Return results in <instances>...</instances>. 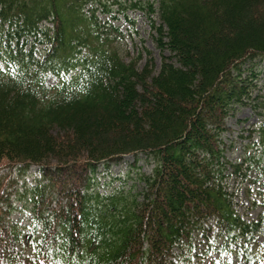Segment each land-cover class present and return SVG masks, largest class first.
I'll return each instance as SVG.
<instances>
[{"label":"trees","instance_id":"1","mask_svg":"<svg viewBox=\"0 0 264 264\" xmlns=\"http://www.w3.org/2000/svg\"><path fill=\"white\" fill-rule=\"evenodd\" d=\"M262 60L264 0H0V169L42 177L27 190L40 229L0 223V264H179L198 235L209 264H264V209L245 219L256 201L228 186L264 174ZM242 107L256 123L230 159ZM125 158L148 159L141 190L94 191Z\"/></svg>","mask_w":264,"mask_h":264},{"label":"rangeland","instance_id":"2","mask_svg":"<svg viewBox=\"0 0 264 264\" xmlns=\"http://www.w3.org/2000/svg\"><path fill=\"white\" fill-rule=\"evenodd\" d=\"M12 3H18L20 0H10ZM28 11V8L26 9ZM25 10V11H26ZM29 13V12H28ZM16 14V13H13ZM27 12L24 13V15ZM131 17L135 19V29L140 31L143 37L145 46L151 50L154 56L155 62L159 64V56L157 50L153 47L148 35L146 22L140 13H131ZM126 25H122L125 27ZM252 68L258 75V87L264 91V60L261 62H253ZM246 118L247 121L242 124H238V119ZM256 123V118L251 114V111L247 107H242L239 110L234 111L233 116L227 119V126L230 128V132H227L225 139L229 143L234 142V146L227 156L230 159H235L239 155L240 149V139L238 138L240 128L246 129L248 126ZM246 132V131H245ZM247 134V133H245ZM243 141H247L244 139ZM124 161L118 164L99 166L97 171L93 175V181L91 186L94 191H98L101 194H111L114 193H126L132 186L135 188L132 190L133 193L141 190L140 185L135 181L139 173H148L150 166L139 159L135 167H131V158H125ZM248 166L245 165L244 168ZM264 168V163L261 164ZM0 185L4 188L0 194V223L6 227L15 228L17 231L21 232L25 241L35 236L34 232L40 229L39 221L34 219L32 212V203H30L31 195L27 191L28 188L32 187L35 183L42 180L41 174L36 171V168L31 167L27 170H3L0 169ZM247 170V179L245 181L238 180V184H235L234 179H231L228 183L229 189L236 192V202L239 206L247 207L252 201H256L257 207L250 211H246L244 214L245 219L253 220L256 218L259 211L264 209L262 207L261 200L264 197V174L258 172L257 166L252 165V168ZM258 178L256 184H251L253 180ZM241 182V183H240ZM249 187V192H244V188ZM249 196L247 199V196ZM260 193V195H259ZM238 212L242 213V210L238 207ZM196 240V241H195ZM194 241L193 250L185 256H181L178 259L179 264H209L208 260L210 257L202 256V248L205 243L201 235H198ZM257 241L260 243L264 242V235L257 237ZM25 251V249H22ZM264 250V249H263ZM261 251L260 257H264V251ZM213 257V256H211ZM243 264V263H242ZM245 264H256L255 261Z\"/></svg>","mask_w":264,"mask_h":264}]
</instances>
